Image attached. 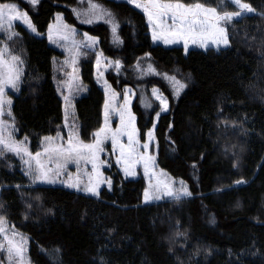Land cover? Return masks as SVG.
Listing matches in <instances>:
<instances>
[{
  "label": "trees",
  "instance_id": "1",
  "mask_svg": "<svg viewBox=\"0 0 264 264\" xmlns=\"http://www.w3.org/2000/svg\"><path fill=\"white\" fill-rule=\"evenodd\" d=\"M37 1L30 19L39 35L19 27V36L7 43L23 60L20 92L13 102L15 128L19 138H28L33 153L41 149V138L54 136L64 121L58 97L62 76L56 74L60 55L46 37L54 16L61 14L67 24L97 38L96 49L84 50L78 64L87 86L86 94L75 103L74 116L83 126L96 127L102 108V91L89 83L96 52L111 57L110 25L103 21L91 27L78 25L72 11L77 0ZM92 1L116 18L119 58L125 65L137 72L154 58L168 69L181 70L187 77L190 74L187 92L185 88L175 107L170 101V112L157 119L154 144L158 166L183 180L192 196L179 203L143 204V182L120 178L115 167L112 190L102 189L99 198L58 186L30 188L19 160L5 154L0 158V201L9 215L7 221L29 237L30 261L264 264V56L260 48L264 0H242L254 12L227 25L230 47L191 49L187 54L180 47L152 45L145 17L128 3ZM182 2L235 10L228 3L221 5V0ZM138 110L136 127L143 141L152 121L144 123ZM223 120L229 121L227 131ZM232 121L238 127L232 128ZM237 156L240 166L233 169ZM240 178L248 183L235 185ZM26 203L33 207L27 208ZM177 231L186 232V237H176Z\"/></svg>",
  "mask_w": 264,
  "mask_h": 264
},
{
  "label": "snow or ice",
  "instance_id": "2",
  "mask_svg": "<svg viewBox=\"0 0 264 264\" xmlns=\"http://www.w3.org/2000/svg\"><path fill=\"white\" fill-rule=\"evenodd\" d=\"M80 2L83 3V0ZM228 2L238 10L220 11L218 7L207 6L202 2L184 3L182 0H127L129 5L140 10L146 17L154 43L162 41L165 45H171L182 42L186 54L190 42L204 49H207L209 42L215 45L217 50L220 46L226 48L231 46L227 25L235 23L249 13H253L254 9L249 3L242 2V0H221V5ZM28 3L35 6L37 0H28ZM73 12L78 17L81 15L77 9H73ZM83 14L87 18L82 22L91 24L93 19H104L106 23L112 26V32L116 33L118 24L113 14L104 9L102 5L88 0V10ZM57 19H61L60 14L57 15ZM17 21L25 24L30 32L39 35L28 13L22 11L17 3H0V33L6 35L7 41L19 36V33L14 31ZM63 29L65 30L58 27L54 38L52 25H49L48 40L50 43H56L58 40L66 43L71 42V49L65 47V51L72 53L71 64L73 65V72H75L77 57L81 54V50L93 48L97 43V38L84 33V40L76 42L74 39L75 30L69 29L66 24L63 25ZM58 46L60 45L58 44ZM260 48L261 55L264 56V38L260 40ZM102 55V53H98L96 57L98 69ZM105 60L107 61V58ZM67 63L68 60L66 59L65 64ZM107 63H114L117 73L122 68L120 60L107 61ZM22 65V58L11 53L6 41H0V158H4L5 153H12L19 157L28 166L25 175L31 180L30 187L60 183L66 188L99 198L101 184L107 183L109 191L112 190V180L104 177L101 172L102 167L110 164V161L101 159V154L105 152V142L111 140V155L115 157L116 166L120 168L125 177L135 175L136 166L142 165L144 176L148 180V186L143 192L145 204L166 199L179 203L184 198L192 196L183 180L179 182L178 187L176 182L171 179L166 182L159 180L155 183L152 182L156 176V156L150 153V146L156 139L154 134L156 123H152V127L146 132V140L141 143V134L136 127V116L128 107L130 90L125 89L124 104L115 106L112 101H115L116 93L113 92L111 100H109L110 86L107 81H105L104 123L92 133L93 139L90 142H85L80 138L81 133L78 125L69 124L68 108L72 106V97L71 95H63L61 92L65 104L64 128L68 132L67 139L65 140L62 135L63 129H58L54 136L44 135L41 138L42 151L31 152L26 143L27 137L24 141L14 138L16 129L13 100L8 94L9 89L12 92L20 91L23 75ZM149 71L155 73V69L151 65H149ZM163 76L166 81L171 83L173 94L176 97L187 87V82H182L175 75L163 74ZM187 79H191L190 74ZM72 83L73 80L70 79L68 81L69 90ZM152 93L160 104V111L155 113L156 117L159 118L160 112L168 111V100L157 87L152 88ZM146 107L151 108V105L148 104ZM113 111L119 116L120 121L115 129L109 126V119ZM221 123L224 125L223 130L227 131L229 121L223 120ZM171 127L170 124L169 128ZM231 127L236 128L238 125L232 121ZM246 132L245 129L244 133ZM123 137H127V144L122 142ZM232 147L234 148L235 145ZM225 151L227 152L229 149H225ZM69 165L76 166L75 173L69 171ZM239 166L240 158L237 156L232 167L238 169ZM65 176L66 179L63 178ZM247 183L248 181L243 178L234 181L235 185ZM20 187V185H16L17 190H20ZM38 191H44V189H38ZM217 191H221V189L218 188ZM20 195L23 197L24 193L21 191ZM35 199L39 201L41 197L37 195ZM3 207L4 205L0 204V209ZM26 207L31 209L33 205L26 203ZM237 207H239V203H237ZM25 219H28L27 214ZM186 235V232L177 231L175 233L176 237H186ZM26 244L27 238L17 232L14 225L9 227L6 217L0 213V253H6L8 264H30V257L26 256L28 251ZM183 246L181 244V247Z\"/></svg>",
  "mask_w": 264,
  "mask_h": 264
},
{
  "label": "rangeland",
  "instance_id": "3",
  "mask_svg": "<svg viewBox=\"0 0 264 264\" xmlns=\"http://www.w3.org/2000/svg\"><path fill=\"white\" fill-rule=\"evenodd\" d=\"M83 1H87L86 4L81 3L80 0H77L76 3L72 7V11H73V9H77V11L81 13V15L78 17L77 14H75L73 12V16H74L76 23H78V25H80L82 28L95 26L98 23H100L101 21H103L102 23L105 24L106 22L104 19H93V22L91 24L82 22L83 20H85L87 18L83 13L88 10V0H83ZM111 1L127 3V0H111ZM0 3H17L19 8L22 11H26L30 17L31 12H33L35 10V8L38 4V1L35 4V6L28 3V0H0ZM228 4L231 5L230 2H228ZM231 6H233V8L235 10H238L235 8L234 5H231ZM218 9L222 10V9H224V6H219ZM136 10L139 11L144 16V14L140 10H138V9H136ZM249 14H251V13H249ZM57 15L58 14H56L54 16L53 21L49 24V25H52L54 38H55V32H56L57 28L59 27L61 30H65V29H63V25L66 24L69 26V29L75 30L76 34H75L74 39L76 42H80V41L84 40V33L85 32H80L78 29L75 28V26H71V25L67 24L66 21L63 19V16L61 14H60L61 19L58 20ZM114 19L116 21V18H114ZM145 20H146V23H147V26L149 29V25H148L146 17H145ZM49 25L46 29L47 40H48ZM108 25H110V24H108ZM19 27H23V28L27 29L25 24L17 21L16 26L14 28V31L18 32ZM118 27L116 29V33L114 34L112 32V26L110 25V29L108 32V45H109L108 52L111 55V57L101 56V64H100L99 69L97 68L96 62H95L93 77L89 82L90 84L99 88L104 95L103 96V102H102V108L100 109V111L98 113L99 114V124L96 127H94V125H92V124L83 126L82 121L81 120L77 121V119L74 116L75 103L79 98L83 97L86 94V86H87V84H85V82L83 81V78L81 76V69L79 68L78 64H79L80 58L84 55V54H82V52L84 50H89V49L84 48L81 50V54L77 57V63L75 65L76 71L73 72V65L71 64L72 53L65 51V47L71 49V42L69 41L66 43L64 41H59V40L56 43H50L49 42L50 46L56 48L59 52V55H60L59 56L60 58L58 59V63H59L58 73H56V74H60L62 76V77H60L61 80H60L59 87H58V97L61 100V110L63 113V119H64V113H65V104H64V100H63V96H62L61 92L63 93V95H71V97H72V106L68 108V112H69V121L68 122H69V124L75 123L76 125L79 126L80 133H81L80 138L83 139L85 142H90L93 139L92 133L95 130H97L100 126H102L104 123V105H105V98H106V96H105V81H107V84L110 86V90L108 93L109 100H111L112 93L113 92L116 93L115 101H112V103L115 106H119V105L124 104L125 89L127 88L130 90V94L128 97V99H129L128 107L131 110V112L133 113V115L136 116V121H137L138 115L135 112V110L140 109L138 111L140 112V115H141V118L143 119V122L146 124L148 123V121H152V123L153 122L156 123L158 118L156 117L155 113L160 111L159 101L153 97V93H152L153 87H157L158 89H160L162 94L168 100V111L160 112V115L170 112L169 110L171 109V105L169 102L171 101L173 104L172 106L175 107L176 104L181 99V96L185 92L183 90L178 97L174 96L171 83L169 81H166L164 79V76H163V74H168L169 76L175 75L177 77V79H179L183 82L188 81L187 75L185 73H183L181 70L168 69V68L164 67L159 61L155 60L154 58H152L151 62L143 63L141 69L138 68L137 72L134 71L131 67L125 65L122 62V60L119 58V48H120L121 41H120V38L118 35ZM148 33H149L150 39L152 40V45H159V46H162L164 48L180 47L183 49V51L185 53L184 46H183L182 42L179 44H171V45H165L162 41H157L154 43L153 39H152L151 31L148 30ZM0 41H6L8 43V41L6 40V35L4 33H0ZM58 44L60 46H58ZM96 46H97V43L90 50L96 49ZM225 48L226 47H224V46H220L219 50L225 49ZM191 49L206 51L207 49L217 50V47L209 42L207 49H204V48H200L196 45H193L190 42L188 51ZM11 53L14 54L12 51H11ZM98 53L99 52L97 51L96 55ZM105 58H107V61H113V62L115 60L121 61L122 68L120 69L119 73H117V70L115 69L114 63L113 64L107 63ZM66 59L68 60L67 64H65ZM149 65H151L152 68L155 69V73H158V74H155V73L149 71ZM149 74H151V76H149ZM21 79H22V77H21ZM70 79L73 80V83H72L71 88L69 90L68 81ZM189 87H190V85L187 84L186 92L189 89ZM19 92H12L10 89L8 90V94H9L10 98L13 100V102H14L15 98L18 97ZM142 98L144 101L143 104H142ZM148 104L151 105V108L146 107ZM133 109H135V110H133ZM119 123H120L119 116L116 114L115 111H113L111 116H110V119H109V126L113 129H115L119 125ZM60 129H63L62 135L64 136V138L66 140L68 132H67V129L64 128V121H63V124L60 127ZM14 138L19 140V141H24L23 138L18 137L17 130L14 133ZM144 140H146V134H145ZM144 140L143 141L141 140V143H143ZM122 142L127 144V137H123ZM27 146H29L28 143H27ZM104 148H105V152L101 154V159H103L105 161H110V164L102 167L101 172L103 173L104 177H107V178L112 180V186H113V181L115 178V176H114L115 170L118 172L116 174L117 175L119 174L118 176H120V178L130 179V180L140 179L144 184V189L148 186V180L144 176V171H143L142 165L136 166L135 175L125 177L123 172L120 170V168L118 166H116L115 157L111 155V153H112L111 140H108L105 142ZM39 151H42V149H40ZM150 153L156 156V154H155L156 153V147H155L154 141H153L152 145L150 146ZM5 154H12V153H5ZM12 155L19 160L18 162L20 163V166H21L20 172H21L22 176L26 179V181H28V184L31 185V180L29 179L28 176L25 175V170L27 169L28 166L25 165L19 157L15 156L14 154H12ZM33 166H34V162H33ZM68 167H69V171H71L72 173L76 172V166L75 165H69ZM82 167H83V165H82ZM113 167H115V170L113 169ZM89 170H90V166H89ZM155 172H156V176L154 177V179L152 181L153 183H155L157 180H159L161 182H166V181H169L171 179V180H174L176 182L177 187L179 186L180 180H177V179L171 177L167 172L162 170L158 166L157 162H156ZM63 178L66 179L67 177L65 176ZM45 186H58V187L65 188L67 190L76 191L75 189L66 188L63 184H60V183H57L55 185H37V186H33V187H45ZM28 187H30V186H28ZM30 188H32V187H30ZM102 189L109 190L107 183L101 184L100 191ZM144 189L142 191V202H143ZM78 193L84 194L83 192H78ZM187 198H190V197H186L184 199H187ZM154 202L162 203V202H171V201L166 199L163 201H153L151 203H154ZM0 204H2V201H0ZM143 204H145V203L143 202ZM148 204H150V203H148ZM0 213H2L6 217L9 216L6 213V210L4 207L2 209H0ZM203 213H204V211H202V214ZM205 219H207V217H205ZM8 226L11 227V226H13V224L8 222ZM16 231L21 233L24 237L27 238L26 247L28 250L29 246H30L29 237L17 229H16ZM26 256L29 257L28 251L26 253ZM0 262H2V264H8L6 253H0ZM30 264H33V263L30 261Z\"/></svg>",
  "mask_w": 264,
  "mask_h": 264
}]
</instances>
